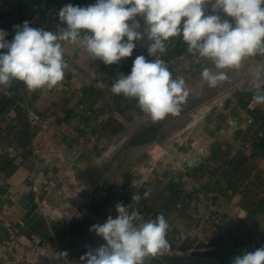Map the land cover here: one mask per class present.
Segmentation results:
<instances>
[{
  "label": "crops",
  "instance_id": "1",
  "mask_svg": "<svg viewBox=\"0 0 264 264\" xmlns=\"http://www.w3.org/2000/svg\"><path fill=\"white\" fill-rule=\"evenodd\" d=\"M69 3L87 6L95 0H0V29L9 41L13 26L26 20L55 33L64 26L55 12ZM205 7L210 14L212 5ZM61 43L67 68L56 86L29 91L13 80L7 94L0 92V244L11 237L42 240L23 226L18 200L30 191L28 177L44 169L69 187L39 203L59 233L70 228L76 235L96 234L91 226L115 218V205L131 204L135 193L143 217L137 224L161 213L169 224L171 247L163 255L231 264L235 256L264 247V104L253 100L264 94V83L254 87L261 83L255 73L264 55L217 70L229 79L211 88L201 72L216 70L212 61L188 52L182 35L165 41L159 55L173 79L185 80L189 95L178 115L153 121L136 98L111 92L136 56L153 59L146 34L131 57L113 65L93 60L78 44ZM28 109L41 115L37 129L50 136L48 165L32 156ZM10 147L18 149L17 158L9 156Z\"/></svg>",
  "mask_w": 264,
  "mask_h": 264
},
{
  "label": "clouds",
  "instance_id": "2",
  "mask_svg": "<svg viewBox=\"0 0 264 264\" xmlns=\"http://www.w3.org/2000/svg\"><path fill=\"white\" fill-rule=\"evenodd\" d=\"M207 4L212 5L210 14ZM58 16L64 26L55 33L31 27L26 20L13 26L15 34L9 41L8 32L0 29V92L7 94L13 80L24 82L29 91L56 86L67 68L61 42L78 44L93 60L113 65L131 57L135 42L146 34L148 56L153 59L136 56L131 72L121 73L111 92L136 98L144 113L161 121L169 114L178 115L189 95L185 80L173 79L159 55L166 51L165 41L182 35L188 52L212 61L216 70L206 67L201 72L211 88L229 79L225 71L217 70L239 67L246 56L257 52L264 55V0H95L87 6L66 4ZM262 73L264 64L255 73V81L261 82H254L257 89L264 83ZM253 100L264 104V94ZM131 199L138 202L141 197L134 193ZM115 209V218L109 215L103 224L91 226L90 231L105 243L89 247L80 257L82 264H145L171 247L166 239L169 224L162 213L137 224L143 217L132 203L118 202ZM231 264H264V247L235 256Z\"/></svg>",
  "mask_w": 264,
  "mask_h": 264
},
{
  "label": "built area",
  "instance_id": "3",
  "mask_svg": "<svg viewBox=\"0 0 264 264\" xmlns=\"http://www.w3.org/2000/svg\"><path fill=\"white\" fill-rule=\"evenodd\" d=\"M57 13L58 11L55 12L56 15ZM47 88L45 85L41 89L46 90ZM27 117L30 128L33 131L31 139L32 156L48 165L52 159V151L49 148L50 136L47 132L37 129L42 117L33 109L27 110ZM8 153L13 159L19 155V151L15 147H10ZM28 182L30 191L34 194V198L38 203L50 195L67 193L69 188L61 180L50 177L44 169L37 170L31 174L28 177ZM132 204L134 210L138 211L140 209L139 202L132 201ZM62 252L64 250L57 242L40 239L19 240L11 237L0 244V264H82L80 258L69 254L62 255Z\"/></svg>",
  "mask_w": 264,
  "mask_h": 264
},
{
  "label": "water",
  "instance_id": "4",
  "mask_svg": "<svg viewBox=\"0 0 264 264\" xmlns=\"http://www.w3.org/2000/svg\"><path fill=\"white\" fill-rule=\"evenodd\" d=\"M18 203L23 207L24 214L22 216L23 226L29 230V233L38 234L42 240L57 242L61 245L64 252L80 258L89 247L97 248L104 244L105 241L97 234L76 235L72 234L71 229L66 232L62 229L61 233L55 228V224L48 221L46 217L39 211V203L35 200L32 191L23 194ZM22 224V223H21ZM65 227L70 224L67 220L64 222ZM20 227V226H18ZM27 232V231H25ZM28 234V233H27ZM145 264H219L213 259L203 258L199 256L186 255L184 253L165 254L155 258L145 260Z\"/></svg>",
  "mask_w": 264,
  "mask_h": 264
},
{
  "label": "bare ground",
  "instance_id": "5",
  "mask_svg": "<svg viewBox=\"0 0 264 264\" xmlns=\"http://www.w3.org/2000/svg\"><path fill=\"white\" fill-rule=\"evenodd\" d=\"M129 160V159H128ZM124 163H126V162H124ZM54 216H56V215H54Z\"/></svg>",
  "mask_w": 264,
  "mask_h": 264
}]
</instances>
